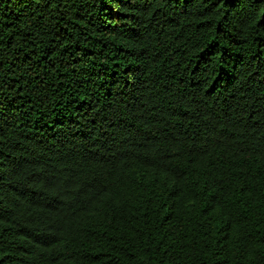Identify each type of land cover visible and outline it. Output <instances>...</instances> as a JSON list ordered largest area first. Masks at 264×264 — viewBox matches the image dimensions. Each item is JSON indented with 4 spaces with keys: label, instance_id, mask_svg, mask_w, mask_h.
Wrapping results in <instances>:
<instances>
[{
    "label": "trees",
    "instance_id": "16d2710c",
    "mask_svg": "<svg viewBox=\"0 0 264 264\" xmlns=\"http://www.w3.org/2000/svg\"><path fill=\"white\" fill-rule=\"evenodd\" d=\"M0 264H264V0H0Z\"/></svg>",
    "mask_w": 264,
    "mask_h": 264
}]
</instances>
